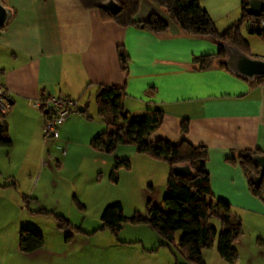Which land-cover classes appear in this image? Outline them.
Segmentation results:
<instances>
[{
	"label": "crops",
	"instance_id": "1",
	"mask_svg": "<svg viewBox=\"0 0 264 264\" xmlns=\"http://www.w3.org/2000/svg\"><path fill=\"white\" fill-rule=\"evenodd\" d=\"M241 1L198 0V4L223 31L238 20ZM0 6L7 13L0 27V87L8 105L2 123L11 143L9 148L0 147V156L8 171H33L42 162L43 112L33 103L49 97L80 99L93 93L95 86H106L123 88V106L131 115H142L147 109L162 112L160 126L147 136L148 142L177 145L185 141L206 150L205 168L214 201L231 205L232 197L252 198L238 165L225 160H236L243 151L264 154V82L250 85L216 65L204 71L190 69L192 58L215 54L217 45L183 36L176 27H169L161 37L143 29H122L103 22L95 10L82 9L78 0H0ZM148 14H138V19ZM246 28L242 27L241 35L250 56L264 59V42L247 34ZM120 46L128 57L125 73L117 62ZM74 114L66 117L58 137H65L69 125L81 118ZM184 120L187 133L182 136L179 125ZM94 126V132L83 135L88 149L95 133L104 128L101 121ZM63 140L67 151L71 143ZM26 176L29 179L31 174ZM5 179L8 182L0 186L13 183L15 187L0 188L4 211L1 205L10 206L18 194L12 174ZM85 234L81 246L71 253L43 244L23 254L17 248L18 231H0V264H175L181 259L175 251L160 247V239L144 244L103 237L91 243L96 233ZM201 257L204 264H224L214 250L202 252Z\"/></svg>",
	"mask_w": 264,
	"mask_h": 264
},
{
	"label": "trees",
	"instance_id": "2",
	"mask_svg": "<svg viewBox=\"0 0 264 264\" xmlns=\"http://www.w3.org/2000/svg\"><path fill=\"white\" fill-rule=\"evenodd\" d=\"M103 1L78 0V3L86 11H97L103 22H112L122 29L128 27L143 29L156 37L164 36L168 32L169 24L157 15L148 14L146 18L138 19L137 15L142 0H115L120 6V11L113 17L97 8V5ZM148 1L163 9L168 20L183 36L203 39L217 46L227 44L237 48L246 56H250V51L248 43L241 35L243 26H247V34L256 36L264 42V26H248V23L253 19L257 22H264V0H262L263 8L256 18L245 14L246 0H242L238 20L223 31H218L215 24L200 9L198 0ZM116 53L119 71L125 73L128 57L122 46L117 48ZM224 57L223 50L218 47L215 54L192 58L190 69L204 71L216 65L218 69L228 72L221 65ZM263 82L264 79H257L248 84L254 85ZM92 96L96 117L104 124L103 132L89 141V149L92 152L110 154L117 145H134L137 154L153 160H161L169 168L162 198V207L165 212L147 203L145 217L133 215L130 218H124L120 204L112 203L106 206L100 214L101 229L109 230L108 232L119 243L117 236L122 224H145L160 239V247L175 251L185 263L204 264L201 257L202 252L214 250L221 262L234 264L237 260L234 244L241 236L240 222L230 216V206L227 203L212 199L209 175L205 168L206 150L192 147L185 141H181L177 145L161 140L148 142L147 136L160 126L162 112L158 109H147L142 115L131 116L123 106L125 100L123 88L95 86ZM82 109L81 115H84L85 104ZM85 120L91 121L89 117H86ZM2 122L3 115L0 114V147L9 148L11 143ZM179 131L182 136L187 133L185 120L180 123ZM255 154L263 155L257 151H243L237 153L236 160L226 159L225 162L229 165L237 164L247 179L251 174L257 175L258 168L249 160V157ZM182 165H187L190 168L191 178H180L171 173L172 167ZM119 167L128 170L129 164L126 161L115 160L112 171ZM5 187L14 188L15 185L11 183L0 186V188ZM246 187L252 198H260L261 190L264 187V176L259 187H254L248 181ZM22 199L24 200V198ZM45 213L47 212H39V214ZM210 220L219 222L221 230L218 233L208 225ZM58 221L60 222L59 229H72L62 219L59 218ZM73 232L81 233V231ZM177 232L181 233L178 239L175 237ZM70 240L71 236L66 235L64 241L70 242ZM43 244L44 240L40 234L27 229L18 231L17 248L20 253L34 252L41 249Z\"/></svg>",
	"mask_w": 264,
	"mask_h": 264
},
{
	"label": "rangeland",
	"instance_id": "3",
	"mask_svg": "<svg viewBox=\"0 0 264 264\" xmlns=\"http://www.w3.org/2000/svg\"><path fill=\"white\" fill-rule=\"evenodd\" d=\"M148 13L157 15L165 20L169 27L175 28L163 9L148 0H142L138 14L142 16ZM256 42L261 43L259 40ZM92 97L91 93L75 99L79 107L86 105V111L84 115H79L81 118H76L69 125L67 135L63 137L71 143L67 151L62 137L45 138L40 127L39 136L44 141V153L42 162L35 165L36 167L33 166V171L23 172L19 168L8 171L4 165L5 160L0 156V184L8 182L5 178L12 174L13 179L10 180L16 184L18 193L16 201L10 206L7 203L1 205L6 210L0 209V231H34L43 237L47 247L58 246L64 254L67 251L71 253L75 246H81L85 232L96 233L91 243L103 237L116 241L109 230L101 229L99 220L102 210L112 203L120 204L124 218L133 215L145 217L147 203L165 212L162 198L169 174L166 163L137 154L134 145H117L112 153H103L102 156L92 154L86 147L87 141L83 135L94 132L91 131L92 128L100 121L96 117ZM74 115L78 114L75 112ZM135 115L140 114L131 116ZM86 117L91 121H86ZM103 130L95 133L94 137ZM60 132L58 130V136ZM64 151L67 153V156L64 155L65 159L62 156ZM115 160L128 162L129 169L119 167L112 171ZM26 174H31V177L28 179ZM247 181L248 178H245V183ZM28 191L31 195H27ZM229 203L230 216L238 220L241 227V236L234 244L237 251L234 264H264V187L260 198L245 200L238 196L232 197ZM40 211L47 213L39 214ZM59 218L67 222L72 229H59ZM208 225L215 229L216 233L221 230L217 220H210ZM146 231L152 230L145 224L124 223L117 240H141L144 244H151L152 238L159 239L153 232L148 235L149 232ZM66 235L71 236L70 242L64 241ZM180 235L181 233L177 232L176 239ZM178 263L187 264L179 258Z\"/></svg>",
	"mask_w": 264,
	"mask_h": 264
},
{
	"label": "water",
	"instance_id": "4",
	"mask_svg": "<svg viewBox=\"0 0 264 264\" xmlns=\"http://www.w3.org/2000/svg\"><path fill=\"white\" fill-rule=\"evenodd\" d=\"M262 7V0H246L245 14L256 18L259 16ZM97 8L110 17H113L120 11V6L115 0H104L97 5ZM6 17V11L0 6V27L4 24ZM218 47L222 49L225 54L224 59L221 61V65L224 66L231 75L248 83H252L257 79H264V59L246 56L237 48L227 44H219ZM77 113H83L82 107L78 106ZM249 160L258 168V171L257 175L251 174L248 176V182L254 187H259L262 177L264 176V154L251 155ZM171 173L176 177L185 179L191 178L192 176V172L187 165L172 167Z\"/></svg>",
	"mask_w": 264,
	"mask_h": 264
},
{
	"label": "built area",
	"instance_id": "5",
	"mask_svg": "<svg viewBox=\"0 0 264 264\" xmlns=\"http://www.w3.org/2000/svg\"><path fill=\"white\" fill-rule=\"evenodd\" d=\"M250 27H263V21L249 22ZM32 107L38 108L43 112L42 135L48 139H57V132L70 113L77 112L78 101L68 97H49L40 99L32 104ZM8 105L5 99V92L0 87V114L7 111Z\"/></svg>",
	"mask_w": 264,
	"mask_h": 264
}]
</instances>
